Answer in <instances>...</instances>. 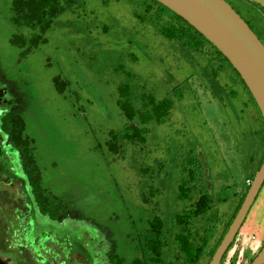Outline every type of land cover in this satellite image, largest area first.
Segmentation results:
<instances>
[{"label":"rangeland","instance_id":"rangeland-1","mask_svg":"<svg viewBox=\"0 0 264 264\" xmlns=\"http://www.w3.org/2000/svg\"><path fill=\"white\" fill-rule=\"evenodd\" d=\"M13 1L0 0V84L18 95L40 170L28 190L60 207L56 218L37 212L32 242L19 241L34 210L12 217L0 208L9 239L0 256L8 264H112L110 254L130 262L143 255L148 221L160 216L163 257L175 262L182 231L175 217L202 193L213 205L190 231L199 241L211 228L207 251L214 247L240 201L236 192L264 155L261 117L233 69L210 45L197 50L166 38L140 0H74L45 31L19 23ZM227 1L264 43V0ZM123 84L135 104L153 94L174 106L162 124H148L145 144L124 142L116 154L112 131L128 123ZM190 169L198 185L182 199ZM0 184L25 201L17 181L2 175ZM263 246L264 185L220 264H247ZM207 261L206 253L201 264Z\"/></svg>","mask_w":264,"mask_h":264},{"label":"trees","instance_id":"trees-1","mask_svg":"<svg viewBox=\"0 0 264 264\" xmlns=\"http://www.w3.org/2000/svg\"><path fill=\"white\" fill-rule=\"evenodd\" d=\"M73 1L74 0H64L63 4L62 0H14L13 8L18 16L19 23H24L25 25H29L33 28L38 27L45 31L52 25L53 20L64 12L67 6H70ZM139 4H141L145 10V15L143 16L147 17L152 23H155L159 32L166 38L180 40L183 44L193 46L197 50H203L207 47V45L213 47L215 52L219 54L223 61L233 69L237 78L243 83L247 92L250 94L252 101L255 103L264 127V118L245 81L228 58L224 56V54L212 42H210L187 20L176 14L158 0H140ZM143 16H141V20H145V17L143 18ZM164 18H167V20L165 24H162L161 21ZM249 25L251 26V24ZM251 28L253 29L252 26ZM119 92V105L128 119V123L119 131H112L111 136L113 139L109 142V149L116 154H118L124 142L145 144L147 142V134L149 132L148 124H162L174 106L172 99H157L153 94L143 95L141 98V104H135L132 100V89L129 84L121 85ZM11 122V127L14 128L15 132L19 129L18 134H14L12 132L16 145L23 146V143H25V145L29 147L26 150V154L30 164H34L35 159L32 153L33 147H31L32 140L29 139L27 141L23 137V133L26 131L25 129L27 126L26 121L21 116L16 115L12 118ZM263 161L264 155L258 165L257 171L260 169ZM185 171L187 179L180 185V197L182 199H191V194L198 185L197 173L193 169ZM254 176L255 174H251L246 178V180H253ZM245 186L246 187L242 188L241 191L236 192V194H240V201L236 205L230 219L226 223L224 233L220 237L217 244L209 251H207V248L213 235L212 229L209 228L206 230L205 235L201 237L199 241L192 238L193 235L190 231L192 219L208 213L213 205L211 196L208 193H202L190 204L188 209L179 213L175 217V223L182 227V231L176 234V240L180 246V255L176 256L175 262H166L163 257L165 248L168 246V242L165 237L164 221L160 216H154L150 219L148 221V227L143 232L142 256H137L132 261L127 262L118 254H110L108 255L110 262L112 264H201L202 259L207 253V264H209L245 199L250 185L245 182ZM37 194L36 202L42 213L48 214L52 218H56L60 204H54L53 200L41 192H38ZM16 206L23 207L24 201L15 200L8 190H0V208L6 209L11 213V209ZM2 227H0V248H4L6 246L5 234L3 231L4 228ZM28 258L31 262H33L32 258L29 256ZM254 258H251L248 262L251 263ZM85 261L86 263L88 262L87 259Z\"/></svg>","mask_w":264,"mask_h":264},{"label":"water","instance_id":"water-1","mask_svg":"<svg viewBox=\"0 0 264 264\" xmlns=\"http://www.w3.org/2000/svg\"><path fill=\"white\" fill-rule=\"evenodd\" d=\"M187 20L228 58L264 118V43L227 0H158ZM264 185V161L209 264H220ZM242 188L239 189L241 191ZM0 264L8 260L0 256ZM250 264H264V246Z\"/></svg>","mask_w":264,"mask_h":264},{"label":"flooded vegetation","instance_id":"flooded-vegetation-1","mask_svg":"<svg viewBox=\"0 0 264 264\" xmlns=\"http://www.w3.org/2000/svg\"><path fill=\"white\" fill-rule=\"evenodd\" d=\"M17 96L16 91L10 85L6 86L5 84H0V176L6 175L10 178L11 183L14 186H16L15 181H17V184L22 187V190H27L25 201L22 198L17 197L18 193H15V190L8 191L12 194L15 200L24 201L23 207L16 206L11 209L12 217L14 212L24 215V212L29 213L34 210L32 217H30L27 225L25 226L24 236L19 241L32 242V238L27 237V234L29 231L32 232V227H36L40 223L38 213H41L42 215L47 214L42 213L36 202L37 193L39 191L35 189H33V192L28 190V185L30 186L32 181H36L37 176L40 173L36 159L34 158V164L31 165L28 157L26 156V150L29 147H27L25 143H23V146L16 145L12 135V132L14 134L19 133V129L15 132L14 128L11 127L12 118L19 115L25 120V118L21 115V112L18 110L21 105H19L20 100ZM25 130L27 131V126ZM26 131H24L23 137L28 141L30 137L27 136ZM32 151L34 150L32 149ZM0 190H7L5 189L4 184H0ZM32 195L34 196L33 202H31ZM4 234L5 242H8L9 239L6 238V232H4ZM249 263L250 262H248V264Z\"/></svg>","mask_w":264,"mask_h":264},{"label":"built area","instance_id":"built-area-1","mask_svg":"<svg viewBox=\"0 0 264 264\" xmlns=\"http://www.w3.org/2000/svg\"><path fill=\"white\" fill-rule=\"evenodd\" d=\"M251 183H252V179H247L246 180V184L251 185Z\"/></svg>","mask_w":264,"mask_h":264}]
</instances>
